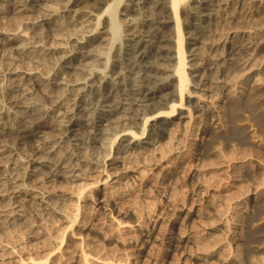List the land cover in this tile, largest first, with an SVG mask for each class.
<instances>
[{
    "label": "bare ground",
    "instance_id": "1",
    "mask_svg": "<svg viewBox=\"0 0 264 264\" xmlns=\"http://www.w3.org/2000/svg\"><path fill=\"white\" fill-rule=\"evenodd\" d=\"M256 1L261 2V0ZM0 2L2 6L4 4L11 7L13 12L19 16L18 18L26 15L30 17H27L26 27L19 26L20 28L17 27L18 31L14 29L15 32L13 31L12 34H9V31L0 33V38L6 41H2V43L4 42L3 46L0 44V53L14 52L12 56L17 54L19 58H23L24 62L26 60L27 64L29 61V66L31 65V68L29 67L31 73L26 69L28 65L25 66L26 70L24 71L29 72L24 78L22 76L15 79L16 83L14 82L13 89L9 87L12 89H10L11 93L8 91L11 96L9 100L11 101V107L9 106L8 115L10 121L7 126L0 124V144L7 143L3 148L0 147V208H2L0 209V232H4L6 236L10 235L11 239L13 238L15 241L14 244L17 243V245H13L11 242L13 246L8 245L10 248H7L0 241V264H99V261L106 264H130L129 258H126L127 255L121 254V250V253H117L118 250L115 249L117 247L122 248L125 252L130 250V247L139 248V257L136 255L138 258L137 263H139L147 260L145 255H153L156 248L159 247L157 243H160L162 251L164 247L166 249L165 244H167L168 249L171 247L172 251L175 250L176 253L178 251V256L175 252V256L171 254L172 257H179L177 264H182L185 259L184 262H188V264H222L221 257L218 254H224L223 257L225 258L228 252L230 255L224 259L223 264H254L252 262L255 261L250 258L252 256L256 258L253 253V255L249 253L248 257L252 262H243L242 258H246V256L238 259L240 249L238 250V247L233 249L232 240H226L224 238L225 232H221L223 229L215 227L216 217L224 220V216L221 214L223 213L222 210L214 213L213 217L215 219L212 217L214 220L209 219V221L205 215L206 219L203 220L204 216L199 214L205 223L206 221L209 222V225L207 224L211 228L209 231L195 229L196 231L186 234V229L180 227L179 230L170 234L162 229L166 225L160 226L163 221H158V217L156 218L153 215L155 214L153 209L156 210L155 207L161 203V198L166 199L165 204L170 203L171 206H174V204H171V200H173V196L179 193L183 183L180 182L178 192L174 191L177 193H175L176 195H173V192L169 194L170 197L169 195L167 197V192L169 187L176 184H173V181L176 182L178 177L172 179L177 174H180L181 177V174L188 173L187 175H189L191 181L194 178L198 180L205 178V174H197L192 171L193 163L191 162L198 160L202 164L204 159L208 161V158L213 157L214 161L218 156L214 157V154L211 153L213 156L209 154L211 148L213 150V146L211 141H207L202 147L199 145L201 147L200 153L194 154L195 156L187 162L183 161L187 159V156L192 155V149L189 150L191 148L189 140L192 136H195L194 134L198 130L196 126L199 124L195 122L196 117L192 114V107L195 104L193 106L188 98L194 94L198 95L199 99H196L198 104L202 97H207H204L207 93V89H205L207 85L212 87V89H209L211 95L214 94L211 97L220 95L217 91L221 87V94L230 103L231 114L235 115L242 108L240 106H242L245 99L248 101L249 98L247 99V97L251 95H254V97L263 96L261 94H264L262 80L264 78L261 79L260 74L264 72V65L259 64L260 67L254 65L257 61L256 53L258 50L263 51L264 49V43H260V45H258V42L256 43L257 37L261 36V31L257 29L258 32L247 30L240 33L237 30L239 26L236 27V15H231L234 12L233 9L231 10L234 7L233 4L229 8L230 10L228 9L230 12L228 11L229 13L226 14L225 7L231 5L229 0H0ZM167 2L171 4V14L174 16L176 23V54H173L172 39L165 34V31L163 32L160 29L161 27H157L158 21L166 15ZM234 2L238 4L242 0H235ZM122 4L123 10L120 9ZM234 10L236 11V9ZM59 13L65 15L60 17ZM119 14H123L124 18L122 17L118 21L117 16ZM138 16H142V18L136 19ZM227 16L230 18L227 19ZM183 26L187 28L185 30L187 35H184ZM125 27L126 30L124 31ZM228 27H232L234 31L227 30ZM239 28L241 29V26ZM250 28H252V25ZM91 32L97 33L96 36H89ZM126 37H128L127 41L124 40ZM239 37L242 39L243 44L238 43L240 46H235ZM97 43L98 45H96ZM186 43L188 57L185 51ZM70 49L75 52L78 51L77 55L68 58L65 53ZM225 49L230 50L232 58L236 56L238 60L241 57L242 62L244 61L242 65L238 63L240 72L237 73L238 69L236 70L237 61L234 62L231 58L229 60L231 62H228L226 66L218 64V57L220 58L223 55ZM219 52L221 53L216 55ZM57 54L61 55V58ZM261 54L264 58L263 53ZM54 55H57L60 59L56 60L57 69L54 68V70L51 69L53 71H50L49 64H46V68L43 67V64L45 65V63L52 60L55 64L54 58L56 57ZM6 58L4 61L8 63L10 59L6 60ZM16 58L18 59V57ZM41 65L42 69L40 68ZM219 65L222 66V69ZM8 67L10 68V66ZM70 67L72 71H66ZM97 70L102 71L103 74L97 72ZM10 71L9 73L18 70ZM90 72L94 76L92 79L86 78ZM262 75L264 74L262 73ZM15 76H18V73ZM121 81L124 82H122L123 85ZM191 83L193 84V90L190 88ZM83 91L86 92L82 93ZM210 99L213 100L214 98ZM253 103L251 104L253 105ZM216 105L218 106V104ZM217 106L215 107L217 108ZM185 107L187 110L183 111ZM251 108L246 109L249 111ZM201 110L205 113L204 108H201ZM224 110L221 112H225ZM99 113L103 115L100 121L95 116ZM176 113L178 114L176 115ZM228 113L230 116V112ZM262 114H264V109ZM228 115H226L227 119L229 118ZM80 116L83 119H80ZM239 117L241 116L239 115L238 118L235 116L234 118L240 120ZM257 117L255 116L254 120ZM214 119L215 117L210 120V124L216 123ZM3 121L5 122V120ZM227 121L232 122L233 120ZM0 122L3 123L2 120ZM256 124L261 125L260 122ZM234 127L236 126L234 125ZM259 127H262V125ZM238 128L240 127L238 126ZM213 129L211 127V132L207 128L211 136L214 132L217 137L218 135L229 137L232 134L233 138H237L236 140L247 142L245 135L244 138L238 137V134L246 131L223 129L224 131L217 132ZM245 129H247L246 125ZM261 131L260 133L263 132ZM209 134L208 136H210ZM203 135L205 134L203 133ZM251 135L253 134L251 133ZM224 137L222 140L224 142L228 141V139L224 140ZM194 138L196 139V137ZM143 139L147 141L143 143L141 141ZM245 142L242 149L250 152L248 148H245V145H247ZM191 143L197 146V142L193 144L192 140ZM231 143V145L235 144L236 147V143ZM216 147L218 150V146ZM237 147L240 148L238 143ZM228 148L230 149V146ZM229 149L225 150L229 151ZM240 150L238 149V151ZM227 151L225 152L227 153ZM243 151L241 150V152ZM171 152H175V158L173 159H169V156H167ZM230 152L231 150L228 152L229 155L234 151ZM238 153L237 156L241 154ZM244 153L241 154L242 156L239 155L237 159L243 158ZM228 154H225L227 159ZM247 154L245 153V155ZM221 155H219L220 159L223 158ZM111 156L110 162H106V159ZM231 157H235V154ZM210 160L205 162L209 165L218 163L215 162L214 164L212 159ZM237 163L238 165H235V167L240 165L243 171L248 168V165L245 166L246 162ZM201 164H199L200 168L203 166ZM195 165L197 166V164ZM157 170H160L159 173H156ZM236 170L232 172L235 175L233 179L242 178L245 174H248L247 169L244 173L240 170L243 173H241L242 175L239 174V170ZM200 173L202 172L200 171ZM212 175L215 177V174ZM209 176L211 177V175ZM248 176L245 177L248 179L250 177ZM148 180L153 181L151 187L149 184L144 186L146 182L148 183ZM198 180L197 182L200 181ZM192 187L190 186L191 189ZM199 187L200 185H197V189ZM245 188L247 187L245 186ZM182 190L181 193H185ZM192 190L194 191V189ZM197 193L199 195L200 191L197 190ZM180 195L182 194L177 195L179 200H177V196L175 199L177 200L176 203L179 204L180 199L183 198ZM185 195L187 194L185 193ZM230 197L229 199H231ZM255 200H257V197ZM162 201L165 200L162 199ZM190 201L192 202V200ZM167 204L166 206H168ZM218 205H220V202ZM183 208L186 209L185 204L181 211H183ZM212 208L214 209V207ZM259 208L258 211H255L260 213ZM217 209L216 211L219 210ZM159 212L161 211L159 210ZM144 215L147 217L152 216L149 222L150 225L143 223L142 226L139 224L136 228L131 222L134 220L132 218H139L140 220ZM207 215L209 218V214ZM258 215V217L263 216V214ZM237 216L240 217L239 214ZM107 217H110L111 222H109L110 220L106 221ZM182 217H184V220L186 219L183 214ZM135 220V223L139 221ZM202 220L201 222H203ZM245 220L247 222H245L247 224L246 229L250 230L248 235H246V230V233L242 230L244 231V234H242L246 235L248 243L258 240L256 236L259 237L258 235L262 233L263 229L262 226L259 228V225H257L256 216L254 218L249 217L248 221L247 218ZM258 220L261 221L260 218ZM201 222H199L200 225L204 224V222ZM192 230L194 229L192 228ZM224 230L227 231V227ZM239 230L238 232L241 233L242 231ZM189 231L191 230L189 229ZM2 235L0 237H3ZM233 235L235 237V232H233ZM74 237L80 238L74 240L72 239ZM236 237L239 236L236 235ZM3 238L6 239V237ZM238 239L237 241H239ZM237 241L235 245H238ZM65 242L66 245L63 247ZM163 243L165 244L163 245ZM244 243L246 244V242ZM240 244L243 245V249L247 248L244 244ZM112 245H114V248L109 247ZM168 249L166 250L168 251ZM257 250L264 251V248L257 246ZM189 251L194 253V257L188 254ZM231 255H233L232 260H229ZM259 256L261 259L263 258L261 254ZM130 257H132V254ZM155 257L150 256L152 259H150L151 264L170 263V259H167L169 263L160 262ZM180 257H183L184 260L182 261ZM260 258L256 259H259V263ZM173 259L171 260L174 262L176 258ZM150 261L146 263L149 264Z\"/></svg>",
    "mask_w": 264,
    "mask_h": 264
},
{
    "label": "rangeland",
    "instance_id": "2",
    "mask_svg": "<svg viewBox=\"0 0 264 264\" xmlns=\"http://www.w3.org/2000/svg\"><path fill=\"white\" fill-rule=\"evenodd\" d=\"M230 1V4L231 5H229L228 7H225V10H226V14H228L230 11V9L229 8H231L232 7V4H233V8H231V10L233 9V13L231 14V15H236V27L237 26H241V29L239 28V27H237V30L238 31H240V33H241V31L242 32H244V31H253V32H255V31H257V29H258V31H261V38L260 37H257V39L258 40H256V43L258 42V45H260V43H264V40H262L263 38H264V13H263V10H264V0H261V2H257L256 0H250V1H248L247 2V0H242V2H240V3H238L237 4V2H234L235 0H229ZM252 1H253V3H252ZM1 3V2H0ZM257 3V4H256ZM237 4V5H236ZM263 4V5H262ZM240 5H241V7H240ZM254 5V6H253ZM258 5V6H257ZM261 5H262V7H261ZM7 5H4L3 4V6L2 5H0V8H2V9H0L1 11H0V33H6V32H8L9 34H12V33H14L15 32V30L16 31H18L17 30V27L18 28H20V27H26V25H25V23H27L28 22V19H27V17L28 18H30L29 16H23V17H21V18H18L19 16L17 15V14H15L14 12H13V10L11 9V7H6ZM238 6V7H237ZM244 6V7H243ZM122 7V8H121ZM120 9H124L123 8V4L120 6ZM229 9V10H228ZM234 9H236V11L234 10ZM247 9H249V10H247ZM229 11V12H228ZM262 11V12H261ZM13 12V13H12ZM236 12V14H234ZM238 12H239V15H238ZM246 12V13H245ZM261 12V13H260ZM64 13V12H63ZM63 13H59V16L60 17H62L63 15H65V14H63ZM172 12H171V4H170V2L168 3L167 2V6H166V12H165V14L166 15H164V17L162 18V19H160L159 21H158V25H157V27H161L160 29L164 32L165 31V34H167L168 35V37H170V39H172L171 41H172V46H173V54H176L175 52H176V43H175V40H176V23H175V19H174V16L171 14ZM261 15H260V14ZM2 14V15H1ZM242 14V15H241ZM16 15H17V17H16ZM248 15V16H247ZM124 15L123 14H119L118 16H117V20L119 21V19L120 18H122ZM223 16H225V15H223ZM24 17H26V18H24ZM172 17V18H171ZM226 17V16H225ZM238 17H239V19H240V21H238L239 19H238ZM257 17V18H256ZM16 18V19H15ZM124 18V17H123ZM141 19L142 18V16H138V17H136V19ZM228 18H230L229 16H227V19ZM251 18V19H250ZM6 19V20H5ZM19 19V20H18ZM16 20H18V21H16ZM26 20V21H25ZM249 20V21H248ZM9 23H8V22ZM29 21H31V20H29ZM254 22V23H251V22ZM257 21H259V22H261V23H257ZM21 22V23H20ZM14 23V24H13ZM255 23H257V24H255ZM166 24V25H165ZM238 24H240V25H238ZM17 25V26H16ZM251 25H252V28H250L251 27ZM259 25V26H258ZM3 26V27H2ZM20 26V27H19ZM250 26V27H249ZM253 26H255V27H253ZM6 27V28H5ZM8 27H9V29H8ZM185 27V28H184ZM257 27H259V28H257ZM262 27H263V29H262ZM28 28V27H27ZM248 28V29H247ZM256 28V29H255ZM15 29V30H14ZM29 29V28H28ZM164 29V30H163ZM171 29V30H170ZM187 28H186V26H183V30L185 31ZM252 29V30H251ZM6 30V31H5ZM12 30V31H11ZM126 30V27L124 28V31ZM189 30V29H188ZM227 30H230L231 32L232 31H234V29H232V27L230 28V27H228V29ZM14 31V32H13ZM123 30H122V32H124ZM172 31V32H171ZM183 31V32H184ZM257 31V32H258ZM24 33V32H23ZM93 32H91V34H89V36H93V35H95L96 36V34L97 33H93ZM263 34V35H262ZM184 35H187L186 34V31L184 32ZM186 37H188V36H186ZM1 40H0V44H1V46H3L4 45V42H6V41H4L5 39H3V38H0ZM260 39V40H259ZM125 41H127L128 40V37H126L125 39H124ZM2 41H4L3 43H2ZM83 41V40H82ZM81 41V42H82ZM187 41V40H186ZM240 41V42H239ZM119 43V42H118ZM117 43V44H118ZM240 45H242L243 44V42H242V39L239 37L238 38V40L236 41V44H235V46H240ZM116 44V45H117ZM127 44V43H126ZM5 45H7V43H5ZM81 45V44H80ZM96 45H98V43L96 44ZM95 45V46H96ZM102 45V44H101ZM104 45V44H103ZM102 45V46H103ZM125 47H126V45H125ZM185 51H186V56L188 57V46H187V43H186V45H185ZM71 50V49H70ZM70 50H67V52L65 53V55H67V57L68 58H71V57H73L74 55H77V53H78V51L77 52H75V51H70ZM230 50H228L227 51V49H225V52L223 53V55L219 58L218 57V59H219V62H218V64H220V65H222V66H226L227 64H228V62H231V61H229L230 60V58L231 59H233L234 60V62H236V70H237V73L238 72H240L239 71V69H240V65H242V63L244 62H242V60H241V57H240V59L238 58V60H237V58H236V56H234V58H232L233 56L231 55V53L229 52ZM10 53H11V55H10ZM13 53L14 52H1L0 53V58L1 57H3V58H1L0 59V73H2V74H0V85H1V90H0V110H1V112H0V121L2 120V122L3 123H1L0 122V124H2V125H8L9 124V121H10V119H9V111H10V108H9V106L11 107V101H9L11 98V96H10V93H11V90L13 89L12 87L14 86V84L16 83L15 82V79H18V77H22V78H24L25 77V75L27 74V72H29L30 70V68H31V65L29 66L28 64H30V62L28 61V64L26 63L27 61L25 60V62H24V60H23V58H19V55L17 56V54H15L14 56H12L13 55ZM221 52H219V53H217L216 55H218V54H220ZM261 53H263V55H264V49H263V51H259L258 50V52L256 53V59H257V61L254 63V65L256 64V67L259 65V64H261V65H264V58H263V56H262V54ZM9 54V55H8ZM2 55V56H1ZM58 56H60V58H61V55H59V54H57ZM57 55H54L56 58H54L55 59V64L57 63V59L59 60L60 58L57 56ZM226 55V56H225ZM260 55V56H259ZM10 56V57H9ZM53 56V57H54ZM224 56H225V58H224ZM230 56V57H229ZM258 56V57H257ZM262 56V57H261ZM7 57V58H6ZM16 57H18V59L16 58ZM21 57V56H20ZM52 57V58H53ZM5 58H6V60H9L8 61V63H7V61H4L5 60ZM9 58V59H8ZM15 59V60H14ZM21 59H22V61H21ZM223 59V61H221V60ZM236 59V60H235ZM12 60H14L13 62H12ZM114 60H116V59H114ZM259 60V61H258ZM18 61H19V63H18ZM2 62H4V63H2ZM21 62V63H20ZM23 62V63H22ZM224 62V63H223ZM14 63H16V64H14ZM240 65H239V64ZM3 64V65H2ZM7 64H9L8 66H10V68L7 66ZM15 65V67H17V69H15V67H14V65ZM24 64V65H23ZM46 64H49L48 65V68H49V70L50 71H53L54 70V68H56L57 69V65L58 64H54V61L52 60V61H49L48 63H45V65L43 64V67L44 68H46L45 66H46ZM224 64V65H223ZM12 65V66H11ZM16 65H18V66H16ZM20 65H21V67H20ZM28 65V66H27ZM190 65V64H189ZM219 65V67H220V69H222L221 67L222 66H220ZM23 66V67H22ZM25 66H27L26 67V69H28L29 71H27V72H25L24 70H26L25 69ZM51 66V67H50ZM53 66H55V67H53ZM19 67V68H18ZM30 67V68H29ZM42 67V65H41V69L43 68ZM238 67V68H237ZM259 67H260V65H259ZM12 68V69H11ZM14 68V69H13ZM22 70H21V69ZM8 69V70H7ZM51 69H53V70H51ZM12 70H18V71H20V72H18V71H11ZM4 71H5V73H4ZM8 71V72H7ZM9 71L11 72V73H9ZM66 71H72V68L70 67V69L68 68V69H66ZM108 71H109V68H108ZM107 70L105 71L106 73L108 72ZM97 72H99V73H102V71L100 72V71H98L97 70ZM97 72H95V73H97ZM17 73H18V76H15V75H17ZM30 73H31V71H30ZM262 73L264 74V72H261V76H260V78L262 79V78H264V75H262ZM4 74V75H3ZM7 74V75H6ZM21 74V75H20ZM93 73L92 72H90V73H88L87 74V76H86V78H88V79H92L94 76L92 75ZM103 74V73H102ZM2 75V76H1ZM89 75V76H88ZM12 76H14L13 78H12ZM63 76V75H62ZM263 76V77H262ZM2 77V78H1ZM4 77V78H3ZM8 77H10V78H8ZM65 77V76H64ZM10 80H8V79ZM66 78V77H65ZM12 80H14V81H12ZM263 80V85H264V79H262ZM15 82V83H14ZM123 81H121V84L123 85V83H122ZM10 85V86H9ZM12 85V86H11ZM98 85H100V84H98ZM7 86V87H6ZM9 87H11V88H9ZM193 87V84L191 83V86H190V88H192ZM207 87V88H206ZM205 87V89H207L206 90V92L208 93H206L205 95H204V97H206V98H201L202 100H199V103L197 104V101H196V99H199V96L198 95H196V94H194V95H192L190 98H188V96H187V98H188V100L190 99V101H191V104L193 105V104H195V106L194 107H192V114L196 117L195 118V122L198 124V125H200V126H196V128L198 129V130H196L197 132L196 133H198V134H194L195 136H192V138H190V149L189 150H191V152H192V155L190 156V157H186L187 159H185V160H183L184 162H187L188 160H191L192 159V157L193 156H195L194 154H198V153H200V150H201V147H202V145L205 143V142H207V141H211L212 142V146H213V150H212V148H211V152L209 153L210 155H211V153L212 154H214V157H216L217 155V157L214 159V161H213V157H210V158H208V161H206V159H204V162L202 163L203 164V166L205 165V163L206 162H209V160L210 159H212V162L215 164V162H218L217 164H215V165H209L208 163H206V165H209L208 167L206 166H204L205 167V169H204V167L202 166V164H201V161H195V162H198L199 164H201V166L203 167H199L200 165L198 164V163H195V162H191V163H193V168H192V171L194 172V173H197V174H205L206 176H205V178H202V180H198V179H192V181L193 180H195V181H191V178L189 177V175H187L188 173H186L185 175L184 174H181V177L179 176L180 174H177V176H175L172 180H174V179H176L177 177H178V183H177V180H176V182H175V180L173 181V184L174 183H176L175 185H173V186H171V187H169V189H168V192H167V197H168V195L169 194H171V193H173L174 191H176V192H178V189L180 188V185H181V189H179V193L180 194H182V195H180V196H182L183 198H181L180 200V204L179 203H176V201L177 200H179L178 199V196L177 195H179V193L177 194L176 192H174V194L173 195H176L177 196V200H175L176 199V196H173V200H171V204H174V206L172 205H170V203H166L168 206H166V204L164 203V202H167L166 201V199H164V198H161V203L159 204V200H158V204L159 205H157L156 207H155V211H154V209H153V212L155 213V214H153V215H155V217L158 219V221L159 222H161V220L163 221V222H161L160 223V226L161 227H163V226H165L166 225V227H164V228H162V229H165V231H167L168 233H174V232H176L177 230H179V228L180 227H183V228H181V229H186V234L187 233H190V232H192V231H196L197 229H199V230H201V229H206V230H211V228L208 226L209 225V222H207L206 221V223H205V221H203L204 219H206L207 218V220L209 221V219H215V217H213V214L214 213H217V212H221L220 210H222V212L223 213H221L223 216H224V220H221L220 218L218 219V217H216V219H217V222H216V224H215V227H217L218 229H223V231H221V232H225V235H224V238H226V240H232L231 242L234 244L233 245V249H235V247L239 250L240 249V252H238V259H241V257H244V256H246V258H242V260H243V262H245V261H250L249 260V255L250 254H254V257H256V258H253V256L252 257H250L251 259H252V261H255V262H252V261H250V262H252V263H256V264H264V251H260V250H257V246L259 247V248H264V211L262 212V210H264V206H262V205H264V150H263V148H264V114H262L263 113V109H264V105H263V101H264V94H261V95H263V96H261V97H258V96H256V97H258V98H256V97H254V95L252 96H250V97H247V99H248V101H249V103H248V101L245 99V101H244V103L245 102H247L250 106L248 107L247 105V103L246 104H242V106H240V108L241 109H245L244 111L243 110H239L237 113H235V115H233V114H231V107H230V103H228V100L226 101L224 98H223V94H221V90L222 89H220L221 87H219L218 88V91H217V93H220V95H221V98H220V95H218L219 96V98H218V96H214V97H211V96H213L214 94H212L211 95V90H209V89H212V87L210 86V87H208V85ZM4 89V90H3ZM8 89V90H7ZM11 89V90H10ZM192 90H193V88H192ZM10 93H9V92ZM220 91V92H219ZM6 92H7V94H6ZM84 92H86V91H83L82 93H84ZM8 93H9V95H8ZM210 93V94H209ZM223 93V92H222ZM4 95V96H3ZM210 97H209V96ZM3 97V98H2ZM9 97V98H8ZM217 99H216V98ZM4 100H2V99ZM210 98H214L213 100L212 99H210ZM223 98V99H222ZM250 98H255V99H253V100H251ZM221 99V100H220ZM223 100V101H222ZM225 100V101H224ZM256 100V101H255ZM195 103H194V102ZM205 101V102H204ZM218 103H217V102ZM225 102H227V103H225ZM253 102H256V103H253ZM261 102V103H260ZM202 103V104H201ZM214 103H215V105H214ZM251 103H253V105L251 104ZM216 104H218V106L216 105ZM221 104V105H220ZM222 104H223V107H222ZM258 104H260L259 106H258ZM191 105V106H192ZM199 105V106H198ZM201 105V106H200ZM207 105V106H206ZM203 106V107H202ZM207 107V108H205V107ZM215 106H217V108L215 107ZM254 106V107H253ZM256 106H258V107H256ZM2 107V108H1ZM6 107V108H5ZM8 107V108H7ZM212 107H213V109H212ZM215 107V108H214ZM222 107V108H221ZM225 107V108H224ZM245 107V108H244ZM252 107V108H251ZM263 107V108H262ZM194 108H195V110H194ZM201 108H204V111H205V113L201 110ZM228 110H227V109ZM246 108H251V110H247ZM255 108V109H254ZM256 108H258V109H256ZM222 109V110H221ZM223 109H225L224 111L227 113H225V112H221V111H223ZM184 110H187V108L185 107V108H183V111ZM212 110V111H211ZM221 110V111H220ZM247 110V111H246ZM5 111V112H4ZM197 111V112H196ZM200 111V112H199ZM240 111H242L241 112V114H240ZM253 111H254V113H253ZM260 111H262V112H260ZM4 112V113H3ZM228 112H230V116L228 115L229 113ZM245 112V113H244ZM249 112V113H248ZM207 113V114H206ZM242 113H244L243 115H242ZM4 114V115H3ZM100 114V115H99ZM99 114H96L95 116L97 117V120L98 121H100L101 119H102V116L103 115H101V113H99ZM178 113H176V115H177ZM196 114V115H195ZM200 114V115H199ZM214 114H216L214 117H215V119L214 120H216V123L215 124H210L211 123V121L210 120H212V118H214V117H212ZM228 115L229 116V118L227 119V116L226 115ZM253 114H255V115H253ZM3 115V116H2ZM220 115H223V116H221L220 117ZM225 115V116H224ZM241 116V117H239L240 118V120H237V118H238V116ZM257 115H258V117H257ZM100 116H101V118H100ZM201 116H202V118H201ZM233 116V117H232ZM237 117V118H234V117ZM256 116L257 118H255V120H254V117ZM2 117V118H1ZM205 117H207V118H205ZM217 117V118H216ZM260 117V118H259ZM99 118V119H98ZM197 118H199V119H197ZM206 120H205V119ZM222 118V119H221ZM233 120L232 122H228L227 120H231V119ZM80 119H83V117H81L80 116ZM200 119H201V121H200ZM208 119H209V121H208ZM219 119V120H218ZM242 119V120H241ZM263 119V120H262ZM3 120H5V122L3 121ZM197 120V121H196ZM200 122H199V121ZM239 122V121H241V122H239V123H236L237 121ZM244 120V121H243ZM253 120V121H252ZM7 121V122H6ZM256 121V122H255ZM206 124H205V123ZM209 124H208V123ZM236 124H235V123ZM259 122L261 123V125H262V127H259V126H261L260 124H259ZM5 123V124H4ZM226 123V125L224 126V124ZM256 123H258L259 125H257ZM256 124V125H255ZM207 125V126H206ZM212 125V126H211ZM228 125H230V126H228ZM231 125H233V126H231ZM234 125L237 127H234ZM240 127V128H238V126ZM242 125V126H241ZM244 125V126H243ZM245 125H246V128L247 129H245ZM206 127V128H204V127ZM215 126V127H214ZM217 126H220V127H217ZM249 127V129H248V127ZM211 127H213L214 129H213V131H216L217 130V132H220V131H224L223 129H226V130H230L231 129V131L233 130H239L240 129V132L241 131H246V132H239L240 134H238V137L239 138H241V137H243L244 135L247 137H245L246 138V141L247 142H245V144L247 143V145H245L246 147V149L248 148V151H250V152H246V150L245 149H242V146L244 145V142L243 141H238V140H236L235 138H233V135L231 134V135H229V137H224L225 139L224 140H226V139H228V141L226 140L225 142L222 140L223 139V137H221L220 135H218V137H219V139L221 138V140H219L218 139V137H217V135H216V133L214 132V134H212L213 136H211L210 134V131L212 132V130H210L211 129ZM227 127V128H226ZM231 127V128H230ZM232 127H234V129H232ZM207 128H208V130H210V131H208L207 130ZM210 128V129H209ZM258 128H261V129H259L258 130ZM263 129V130H262ZM205 130V131H204ZM254 130V131H253ZM257 130V131H256ZM263 132H262V131ZM251 131H253V132H251ZM260 131L262 132V133H260ZM253 134V135H251V133ZM205 134V135H203L202 136V134ZM210 133V134H209ZM208 134L210 135V136H208ZM249 134V135H248ZM197 135V136H196ZM248 135V136H247ZM200 136V137H199ZM252 136V137H251ZM194 137H196V139L194 138ZM207 137V138H206ZM209 137V138H208ZM217 137V138H216ZM236 137H237V135H236ZM201 138V139H200ZM211 138V139H210ZM244 138V137H243ZM249 138H250V140H249ZM252 138H254V139H252ZM214 139V140H213ZM248 139V140H247ZM253 141H252V140ZM192 140H193V144H196L195 142H197V146H194V145H192ZM229 140H230V142H229ZM245 140V139H244ZM143 143L145 142V141H147L146 139H143V140H141ZM238 141V142H237ZM248 141H249V144H248ZM253 142V143H251V142ZM255 141V142H254ZM3 142V141H2ZM222 142L224 143L223 145H222ZM226 142H229V143H226ZM231 142H233V143H236V147H235V144H233V145H231L232 143ZM241 142V143H240ZM259 142V143H258ZM237 143H238V146H240V148L239 147H237ZM240 143V144H239ZM243 143V144H242ZM251 143V144H250ZM7 143H1L0 144V147H2L3 148V146H5ZM219 144V145H218ZM228 144H230V145H228ZM257 144V145H256ZM201 147H200V146ZM262 146V147H260V146ZM216 146H218V150H217V147ZM230 146V149L228 148ZM235 149V148H237V149H235V150H232L233 148ZM194 147V148H193ZM214 147H216L215 149H214ZM220 147V148H219ZM222 147H224L223 149H222ZM244 148V147H243ZM225 149H229V151L231 150V152L232 151H234V152H230L231 154L229 155L228 154V152L229 151H227V150H225ZM238 149L240 150H245V151H243V152H241V150L240 151H238ZM195 150V151H194ZM216 152H215V151ZM239 152V153H241V154H243L244 152L247 154V153H250L249 155L247 154V155H245V153H244V157L243 158H238L237 159V157H239V155H241V154H239L237 151ZM252 150V151H251ZM257 150V151H256ZM261 150H263V151H261ZM194 151V152H193ZM221 151V152H220ZM223 151H224V153H223ZM225 151H227V153L225 152ZM215 152V153H214ZM217 152H218V154H217ZM239 154L238 156H237V153ZM235 154V157H231V155L232 156H234V154ZM259 153V154H258ZM174 154H175V152L173 153V152H171L170 154H168L167 156H169V159H173V158H175L174 157ZM207 154V153H206ZM223 156H222V155ZM225 154H228L229 156H228V159L226 158L227 156L225 155ZM254 156H253V155ZM171 155H172V157H171ZM219 155H221V157H223V158H221L220 159V156ZM211 156H213V155H211ZM242 156V155H241ZM245 156H246V158H245ZM218 157H219V159H218ZM229 157H230V159H229ZM112 158V156L110 157V158H107L106 159V162H110V159ZM195 158V157H194ZM233 158V159H232ZM245 158V159H244ZM263 158V159H262ZM216 159H217V161H216ZM224 159V160H223ZM261 159V160H260ZM248 160H250V161H248ZM172 161V160H171ZM206 161V162H205ZM211 161V160H210ZM222 161V162H221ZM173 162V161H172ZM190 162V161H189ZM228 164H227V163ZM237 162H239V163H243V162H246V164H245V166H247L248 165V168H245V170L248 172V174H245L244 175V177H238V179H239V181H238V179L237 178H235V179H233L234 178V174H232V172L233 171H235L236 170V167H235V165H238V163ZM251 163V165H250V163ZM254 162V163H253ZM175 164H176V161L174 162ZM197 164V166L195 165V164ZM211 163V162H210ZM247 163H249V164H247ZM174 164V165H175ZM119 165H120V163H119ZM232 165V166H231ZM173 166V165H172ZM195 166V167H194ZM231 166V167H230ZM250 166V167H249ZM254 166V167H253ZM195 168V169H194ZM214 168V169H213ZM238 169L236 170V171H238L239 170V174H241L242 172H240V170L241 171H243V169H242V167H240V165H239V167H237ZM249 168H250V170H249ZM263 168V169H262ZM245 170L243 171V173L245 172ZM252 170V171H251ZM160 171V170H159ZM159 171L157 170L156 171V173H159ZM195 171H197V172H195ZM200 171L202 172V173H200ZM205 171V172H204ZM210 171V172H209ZM215 171V172H214ZM251 172H253L252 174H250ZM210 173H212V174H215V177L212 175V174H210ZM242 173V174H243ZM216 174H218V175H216ZM241 174V175H242ZM183 175V176H182ZM209 175H211V177H213V178H211ZM231 175H232V177H231ZM246 175H249L248 177V179H247V177H245ZM255 175V176H254ZM209 177V178H206V177ZM180 177V178H179ZM182 177H184V179H182ZM225 177H227V178H225ZM252 177V178H251ZM221 178H223V179H221ZM183 180V181H181V180ZM208 179V180H207ZM212 179H214V180H212ZM171 180V181H172ZM197 180L199 181V182H197ZM247 180V181H246ZM206 181H207V183H206ZM211 181V182H210ZM214 181V182H213ZM151 182H153V181H150V180H148V183L146 182L145 184H144V186H146V184L148 185L149 184V186L151 187V185H152V183ZM180 182H181V184H180ZM194 183V184H190V183ZM215 182H216V184H215ZM220 182V183H219ZM163 183V182H162ZM185 183H187V184H185ZM190 185H189V184ZM197 183V184H196ZM209 183V184H208ZM244 183V184H243ZM202 184V185H201ZM204 184H206L205 186H204ZM211 184V185H210ZM214 184V185H213ZM179 185V186H178ZM188 185V186H187ZM195 185V186H194ZM197 185H200V187L201 186H203L202 188H198L197 189ZM210 185V186H209ZM238 185H239V187H238ZM186 188H185V187ZM190 186H193L192 187V189H194V191L190 188ZM218 186V187H217ZM222 186V187H221ZM235 186H236V188H235ZM244 186V187H243ZM245 186L247 187V188H245ZM245 189H243V188ZM184 188V189H183ZM249 188V189H248ZM171 189H173V190H171ZM177 189V190H176ZM183 189V190H182ZM185 189H186V191H185ZM198 190V192L200 191V193H199V195H198V193H197V190ZM227 189V190H226ZM242 189V190H241ZM1 190V189H0ZM181 190H182V192H185L187 195H185V193H181ZM192 190V191H191ZM204 190V191H203ZM224 190V191H223ZM248 190V191H247ZM172 191V192H171ZM223 191V192H222ZM229 191V192H228ZM234 191H237L236 193L234 192ZM239 191V192H238ZM262 191H263V193H262ZM170 192V193H169ZM203 192V193H202ZM222 193V194H220V193ZM229 193L228 195H227V193ZM241 192V193H240ZM245 192V193H244ZM247 192V193H246ZM257 192V193H256ZM176 193V194H175ZM202 193V194H201ZM206 193V194H205ZM212 193V194H211ZM238 193H239V195H238ZM243 193V194H242ZM261 193V194H260ZM191 194V195H190ZM195 194V195H194ZM216 195V197H215V195ZM226 194V195H225ZM260 194V195H259ZM186 196V198H185V196ZM189 195V196H188ZM197 195V196H196ZM221 196V197H219V196ZM232 195H234V196H232ZM242 195V196H241ZM259 195V196H258ZM179 196V197H180ZM226 196H228V197H226ZM231 196V197H230ZM255 196V197H254ZM98 197V196H97ZM169 197H170V195H169ZM188 197V198H187ZM192 197V198H191ZM229 197L231 198V199H229ZM257 197V200H255L254 201V199ZM99 198V197H98ZM203 198V199H202ZM219 199L218 201H217V199ZM225 198V199H224ZM226 198H228V199H226ZM236 198V199H235ZM162 199L163 200H165V201H162ZM182 199H183V201H182ZM216 199V200H215ZM246 199V200H245ZM190 200H192V202L190 201ZM228 200V201H227ZM253 200V201H252ZM188 201V202H187ZM211 201V202H210ZM216 201H217V204H216ZM181 202H183V203H181ZM187 202V203H186ZM220 202V205H218V203ZM243 202V203H242ZM256 202V203H255ZM195 203V204H194ZM206 203V204H205ZM226 205H225V204ZM241 203V204H240ZM162 204V205H161ZM165 204V205H164ZM183 204V205H182ZM184 204H185V207H186V209H184L183 208V211H181L182 210V207L184 206ZM190 204H191V206H190ZM216 204V205H215ZM222 204V205H221ZM224 204V205H223ZM246 204V205H245ZM262 204V205H261ZM4 205V204H3ZM170 205V206H169ZM180 205H182V206H180ZM189 205V206H188ZM211 205H212V207H214V209L211 207ZM240 206V207H238V206ZM260 205V206H259ZM2 206V205H1ZM162 206V207H161ZM189 208H188V207ZM219 206V207H218ZM224 206V207H223ZM242 206V207H241ZM261 207V208H263V209H260L259 207ZM160 207H161V209H160ZM192 207V208H191ZM200 207V208H199ZM205 207V208H204ZM219 209H217V208ZM220 207H223L222 209L220 208ZM244 207H246V208H244ZM244 210H243V209ZM260 209L259 211H260V213L259 212H256V211H258L257 209ZM0 209H2V208H0ZM171 209H172V211H171ZM203 209H204V211H203ZM216 209L218 210V211H216ZM224 209V210H223ZM240 209H242L241 211H239ZM248 209V210H247ZM159 210L161 211V212H159ZM206 210H208V211H206ZM209 210H215V211H212V212H210ZM256 210V211H255ZM171 211V212H170ZM224 211H225V213H224ZM232 211V212H231ZM239 211V212H238ZM158 212V213H157ZM206 212V213H205ZM208 212V213H207ZM234 212V213H233ZM241 212V213H240ZM254 212H255V214H254ZM109 213V212H108ZM107 213V214H108ZM162 213V214H161ZM165 213V214H164ZM168 213V214H167ZM180 213H182L184 216H186V219L184 220V217H182V214L180 215ZM187 215H186V214ZM160 214V215H159ZM199 214H201V215H205L206 216V218H205V216H204V218H203V220H202V217H201V215H199ZM207 214H209V218H208V215ZM235 214V215H234ZM240 215V217L239 216H237V215ZM243 214V215H242ZM244 214H246V215H244ZM258 214H263V216H260V217H258L259 215ZM145 215H147V213H145ZM142 216V218H140V220H139V218H132V219H137V221L138 222H136L135 223V221L133 220V221H131L132 223H133V225H135V227L137 228L138 227V225L139 224H141V226L143 225V223L144 224H149V222H150V218L152 217V216ZM158 215V216H157ZM170 215V216H169ZM197 215V216H196ZM229 215V216H228ZM256 216V221L258 222V224L257 223H254V224H257V225H259V228L261 227L262 229H263V231H262V233H260L258 236L259 237H257L256 236V239H258V240H255V241H253V242H250V243H248V240H246V235H248V231L250 230H247L246 228H247V222H246V218H247V221H248V218L249 217H255ZM236 216V217H235ZM144 217V218H143ZM145 217H146V219H145ZM196 217V218H195ZM201 217V218H200ZM211 217V218H210ZM213 217V218H212ZM239 217V218H238ZM243 217V218H242ZM262 217V218H261ZM161 218V219H160ZM169 218V219H168ZM204 222V224H202V225H200V223L199 222H201V220ZM234 218V219H233ZM236 218V219H235ZM258 218H260V220L261 221H259L258 220ZM160 219V220H159ZM197 219V220H196ZM213 219V220H214ZM229 219H231V220H229ZM239 219V220H238ZM107 220H110L109 222H111V219H110V217H107V219H106V221ZM145 220V221H144ZM184 222H183V221ZM194 220V221H193ZM196 220V221H195ZM211 220H210V222H211ZM220 220V221H219ZM235 220V221H234ZM180 221H182V222H180ZM216 221V220H215ZM226 222V224H225V222ZM228 221V222H227ZM237 221H239L238 223H237ZM193 222V223H192ZM203 222H201V223H203ZM214 222V221H213ZM241 222V223H240ZM246 222V223H245ZM183 225H182V224ZM212 223V222H211ZM175 224V225H174ZM180 226H179V225ZM198 226H197V225ZM208 224V225H207ZM222 224H224L225 225V228H224V225H222ZM231 224V225H230ZM234 224V226H232ZM236 224H237V226H236ZM150 225V224H149ZM174 225V226H173ZM186 225V226H185ZM192 225V226H191ZM197 227H196V226ZM211 225V224H210ZM220 225H221V227H220ZM241 225V226H240ZM244 225V226H243ZM168 226V227H167ZM177 227V229H176V227ZM196 227V228H194V227ZM208 226V227H207ZM184 227H186V228H184ZM223 227V228H222ZM226 227H227V231L226 230H224V229H226ZM232 227V228H231ZM244 227V228H243ZM171 228H173L172 230H171ZM175 228V229H174ZM191 230V231H189V229ZM192 228L194 229V230H192ZM235 228V229H234ZM167 229V230H166ZM196 229V230H195ZM239 231H242V230H246L247 231V234L246 235H243L244 234V231H242L241 233L240 232H238V230ZM189 231V232H188ZM246 231H245V233H246ZM228 232V233H227ZM233 232H235V237H234V235H233ZM1 234L0 235H2L4 232H0ZM227 233V234H226ZM243 233V234H242ZM5 234V233H4ZM2 235L3 237H6V239L5 238H3V237H0V238H2L3 240H1L0 239V241L1 242H3L2 244L3 245H5V246H7V248L10 246H13V245H17V243H15L14 244V239L12 238L11 239V236L9 237L8 235L6 236V234L5 235ZM239 234V235H238ZM240 234H242V235H240ZM236 235L237 236H239V237H236ZM231 236V237H230ZM243 236V237H242ZM7 237H9V238H7ZM240 237H241V239H240ZM245 237V238H244ZM75 238H80V237H74V238H72V239H74L75 240ZM239 238V239H238ZM233 239H234V241H233ZM237 239L239 240V241H237ZM245 239V240H244ZM10 240V241H9ZM244 240V241H243ZM237 241V244L239 245L240 243H242V244H244L245 245V247H247L246 249H243L244 247H243V245L241 246V244H240V247L238 246V245H235V242ZM242 241V242H241ZM6 242V243H5ZM11 242H12V244H11ZM161 242V241H160ZM244 242H246V244L244 243ZM5 243V244H4ZM9 243V244H8ZM166 243V242H165ZM165 243H163V245L165 244ZM247 243H248V245H247ZM252 243H253V245H252ZM158 244V246L159 247H157L156 248V250L155 251H157V249H158V253L157 252H155L154 251V253H153V255L152 254H150V255H145V258H147V260H144V261H142L143 259H140L142 262H139V263H137V260H138V258L137 257H139V248H132V247H130V250H128V251H123L122 250V248L121 249H119L118 247L117 248H115L116 250H118L117 251V253H121V254H125V255H127L128 257H126V258H129V261L131 262L130 264H145L147 261H150V256H153V257H155L154 255H156L157 257H155V258H158L159 259V261L160 262H168V260L167 259H172V258H176L175 260H174V262L172 261V263H171V261L169 260V264H177L178 263V258H177V256H178V251H177V253L175 252V250L174 251H172L173 249H171V247H169L170 249H171V251H170V249H168L167 248V244H165V246H166V249H168V251L165 249V247H164V249H163V251L161 250L162 249V247L160 246V243H157ZM161 244H162V242H161ZM259 244V245H258ZM9 245V246H8ZM66 245V242L63 244V247ZM113 246V247H112ZM112 246H109L110 248H114V245H112ZM254 246V247H253ZM256 246V247H255ZM9 247V248H10ZM242 247V248H241ZM252 247V248H251ZM19 248V247H18ZM161 248V249H160ZM250 251H249V250ZM253 249V250H252ZM120 250H121V252H120ZM161 250V251H160ZM242 250H244L243 251V254H242ZM263 250V249H262ZM136 251V252H135ZM235 251V250H234ZM245 251H247L246 253H244ZM257 251V252H256ZM130 252H131V254H132V257H130L131 256V254H130ZM161 252V253H160ZM163 252V253H162ZM174 252L176 253V257H174L175 255H174ZM191 251H189L188 252V254L190 255V256H193L194 257V253H190ZM232 252H233V250H232ZM128 253H129V255H128ZM135 253V254H134ZM138 253V254H137ZM155 253H157V254H155ZM168 253V254H167ZM226 253V252H225ZM250 253V254H249ZM159 254V255H158ZM163 254H165V255H163ZM171 254H173L174 256L172 257L171 256ZM248 254V255H247ZM252 254V255H253ZM257 254H258V257H257ZM262 255L261 257H263L262 259L260 258V256L259 255ZM136 255H137V257H136ZM163 255V256H162ZM167 255V256H166ZM168 255H170V256H168ZM220 255V256H219ZM230 254H229V252L227 253V256H226V254H225V258L223 257L224 256V254L222 255V253H219L218 254V256L219 257H221V259H220V261H221V263L223 264L224 263V259H226V258H228V256H229ZM240 255V256H239ZM243 255V256H242ZM166 256V257H165ZM232 256L233 255H231V257H230V259L229 260H232ZM149 257V258H148ZM161 257V258H160ZM169 257H172V258H169ZM223 257V258H222ZM125 258V257H124ZM181 258V260L183 261L184 259H183V257H180ZM257 258H260V263H259V259L258 260H256ZM161 259V260H160ZM134 260V261H133ZM152 260V259H151ZM165 260V261H164ZM186 260V259H185ZM184 260V261H185ZM228 260V259H227ZM136 261V262H135ZM177 261V262H176ZM181 261V262H182ZM183 261V263L184 264H188V262L186 263V262H184ZM213 261V260H212ZM215 261V260H214ZM219 261V262H220ZM180 262V263H181ZM106 264V263H104V262H101V261H99V264ZM149 264H151V261L150 262H148ZM182 263V264H183ZM232 263V262H231ZM249 263V262H248ZM115 264H118V263H115ZM147 264V263H146ZM190 264V263H189ZM206 264V263H205ZM233 264V263H232Z\"/></svg>",
    "mask_w": 264,
    "mask_h": 264
}]
</instances>
